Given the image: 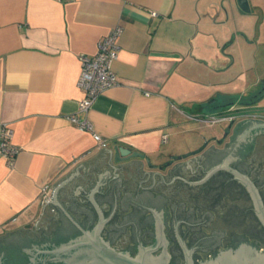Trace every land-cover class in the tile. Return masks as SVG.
Returning <instances> with one entry per match:
<instances>
[{
    "label": "crops",
    "instance_id": "1",
    "mask_svg": "<svg viewBox=\"0 0 264 264\" xmlns=\"http://www.w3.org/2000/svg\"><path fill=\"white\" fill-rule=\"evenodd\" d=\"M241 14L247 12L236 0H0V136L7 124L18 148L12 166L0 157V239L34 229L52 184L80 163L83 176L74 175L70 187L89 185L86 169L95 170L115 145L162 165L180 155L169 144L171 129L185 119L236 110L239 91H212L221 81L207 77L225 70L222 57L233 60L226 51L231 30L251 24ZM116 26L122 31L111 69L118 83L84 115L79 55H94ZM71 115L87 116L107 145L79 129ZM112 157L108 162L120 167Z\"/></svg>",
    "mask_w": 264,
    "mask_h": 264
},
{
    "label": "flooded vegetation",
    "instance_id": "2",
    "mask_svg": "<svg viewBox=\"0 0 264 264\" xmlns=\"http://www.w3.org/2000/svg\"><path fill=\"white\" fill-rule=\"evenodd\" d=\"M262 98L264 84L242 99L246 109L222 111L225 127L202 151L177 155L160 169L137 167L128 187L117 180L87 192L61 187L59 205L73 219L47 203L54 210L44 226L0 240V264H125L98 243L133 259L161 256L166 264H201L243 243L264 251V130L245 132L264 123V109L255 107ZM99 220L100 241L89 240L79 227L92 231Z\"/></svg>",
    "mask_w": 264,
    "mask_h": 264
},
{
    "label": "rangeland",
    "instance_id": "3",
    "mask_svg": "<svg viewBox=\"0 0 264 264\" xmlns=\"http://www.w3.org/2000/svg\"><path fill=\"white\" fill-rule=\"evenodd\" d=\"M251 2V10L245 14L246 16L241 14V16L244 15L243 17H249L251 24L240 27L241 30L234 27L230 33L232 43L226 47V51L230 52L233 60L230 57H222L220 61L225 63V70L207 77V80L221 81L220 84L210 86L212 91L219 90L226 93L238 90L237 94L241 101L260 91L262 84H264V0H251ZM243 21L241 20L242 24ZM230 59L232 62H227ZM234 99L236 97H233ZM246 105V102H241L237 107L246 109ZM255 107L264 109V98ZM223 113L209 112L206 115L220 116ZM225 123V120L211 122L200 118L191 121L185 119L179 126L171 129L169 144L172 148L175 147V154H184L193 148H198L203 143L204 138L221 134ZM163 158L165 157L162 156ZM77 181L73 182L79 184L80 181Z\"/></svg>",
    "mask_w": 264,
    "mask_h": 264
},
{
    "label": "water",
    "instance_id": "4",
    "mask_svg": "<svg viewBox=\"0 0 264 264\" xmlns=\"http://www.w3.org/2000/svg\"><path fill=\"white\" fill-rule=\"evenodd\" d=\"M236 5L242 12H249L251 10L248 0H236ZM260 130H264V123H254L253 125L248 127L245 130V132L249 133V132H255V131H260ZM215 138L217 137L214 136V137L204 138L203 143H201V145L198 148L190 150L184 154H181L177 158L178 159L185 158L187 156L199 153L200 151L203 150L207 142L215 140ZM103 153L105 154V156L101 157V160L97 159L95 162V167H94L96 168L95 170H91L89 168L86 169V173L91 174L90 184L89 185L84 184L83 186L81 185L76 186V184L75 185L72 184V187L73 186L75 187L74 190L76 192H78L80 189H83L84 192H87V190L90 189V187L92 189H95L97 186L105 187L108 184H111V183L113 184L114 180L118 181V186L128 187L130 184L129 176H136L137 174L135 173L134 169L144 164V161L142 160V158H144L145 163L148 168H154V169L159 168L160 169L158 165L152 164L150 159L148 157H145L143 153L139 151H132L130 148H127L124 146L115 145L111 148V151L110 149H107V151H104ZM110 153H112L113 155L112 159L114 162L121 163V164H118L120 165V167H115L111 164V162L110 163L108 162ZM139 158L141 159L140 161L133 160V159H139ZM130 160H133V161L129 163L128 161ZM122 162H127V163L124 164ZM169 164L170 162L166 163L165 165L168 166ZM78 166H82V169L84 172L85 167L82 165V163H80ZM77 167L75 171L72 169L71 173L68 174L65 179H62L60 181H55L52 184L53 188H51L52 189V192L50 195L51 197L50 199L45 200V203H43L42 213H41V216L35 222V228L37 227L40 228L44 226L45 218L47 217V215H51L52 210H54L52 206L47 205V203L54 202L59 205V201L57 198L59 189L63 187L64 184H67V187H68V183H69L68 181L74 175L76 176L81 175V174H78L79 168ZM142 170L146 171L143 168ZM252 192L256 196V199H259V196L257 195V192L254 187H253ZM89 198L93 199L92 195H89ZM94 205L97 207L95 203ZM59 206L63 209L66 216H68L70 219H73L72 216L64 209V207H62L61 204ZM261 212H264V211H262L261 209ZM99 216L101 218L100 212H99ZM101 225H102V220H99L95 229L92 231L84 230L81 227L79 228L82 230L83 233H85L84 234L85 237L88 238L89 240L95 238L96 241H100L98 240V236H99V232L101 229ZM92 235L94 237H91ZM35 247L40 248V246H35ZM96 247L100 249L106 248L108 251V254L112 256V259L114 262L122 261L125 264H166L165 263L166 260L161 256L160 257L150 256L148 253H145L144 255H141L139 259H133V258L128 257L127 255L116 253L106 244L98 243ZM55 248L57 249L58 246H56ZM201 264H264V251H258V249L254 247L253 245L248 244V243H243V245L240 248H237L236 250L232 248H226L225 250H221L215 256L201 262Z\"/></svg>",
    "mask_w": 264,
    "mask_h": 264
},
{
    "label": "built area",
    "instance_id": "5",
    "mask_svg": "<svg viewBox=\"0 0 264 264\" xmlns=\"http://www.w3.org/2000/svg\"><path fill=\"white\" fill-rule=\"evenodd\" d=\"M121 31L122 28L120 26L114 27L110 33L98 42V48L94 55H79L81 68L76 83L84 94L78 102V110L83 112L84 115H87L89 108L100 93L118 83L116 75L111 69V62L117 56V38ZM68 118L79 129L90 132L101 147L107 145V140L94 131L93 125L87 116L78 118L75 115H71ZM199 118L210 120L211 122H219L228 119V116L227 114L220 116L204 115ZM11 138L12 129L7 124H4L0 136V157L5 159L10 166L14 164L18 154V148L12 143Z\"/></svg>",
    "mask_w": 264,
    "mask_h": 264
}]
</instances>
